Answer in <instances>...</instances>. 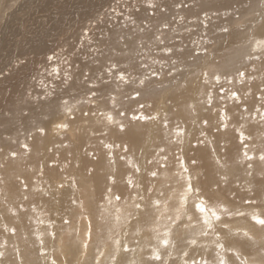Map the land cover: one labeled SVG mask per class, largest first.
I'll return each mask as SVG.
<instances>
[{
	"label": "clouds",
	"instance_id": "9594fccd",
	"mask_svg": "<svg viewBox=\"0 0 264 264\" xmlns=\"http://www.w3.org/2000/svg\"><path fill=\"white\" fill-rule=\"evenodd\" d=\"M138 27L100 75L64 36L0 108V264H264V0Z\"/></svg>",
	"mask_w": 264,
	"mask_h": 264
},
{
	"label": "bare ground",
	"instance_id": "6f19581e",
	"mask_svg": "<svg viewBox=\"0 0 264 264\" xmlns=\"http://www.w3.org/2000/svg\"><path fill=\"white\" fill-rule=\"evenodd\" d=\"M153 3L154 8L145 6L141 0L126 3L119 0H0V108L11 104L12 97L33 70L34 60L64 36L71 34L79 42L86 51L83 60L99 62L93 71L100 75L107 66L105 52L111 55L105 47L110 38L112 46L120 39L128 43L125 30L131 34L132 28L139 25V32L146 23L165 32L164 25L177 24L184 11L181 0H153ZM129 21H132L131 26ZM25 59L27 64L23 63Z\"/></svg>",
	"mask_w": 264,
	"mask_h": 264
},
{
	"label": "snow or ice",
	"instance_id": "6c2138e0",
	"mask_svg": "<svg viewBox=\"0 0 264 264\" xmlns=\"http://www.w3.org/2000/svg\"><path fill=\"white\" fill-rule=\"evenodd\" d=\"M147 7H155V4L153 3V0H149V3L146 4Z\"/></svg>",
	"mask_w": 264,
	"mask_h": 264
}]
</instances>
